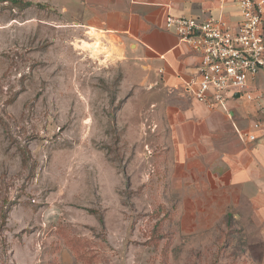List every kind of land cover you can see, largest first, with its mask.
Listing matches in <instances>:
<instances>
[{
	"label": "rangeland",
	"instance_id": "1",
	"mask_svg": "<svg viewBox=\"0 0 264 264\" xmlns=\"http://www.w3.org/2000/svg\"><path fill=\"white\" fill-rule=\"evenodd\" d=\"M22 1L0 4V264H253L232 212L167 189L120 68Z\"/></svg>",
	"mask_w": 264,
	"mask_h": 264
},
{
	"label": "crops",
	"instance_id": "2",
	"mask_svg": "<svg viewBox=\"0 0 264 264\" xmlns=\"http://www.w3.org/2000/svg\"><path fill=\"white\" fill-rule=\"evenodd\" d=\"M33 1L56 10L98 45L103 61L120 68L122 111L144 114L146 140L165 155L167 189L187 196L194 209L232 212L254 250L253 264H264V132L256 131L254 142L244 136L264 121V71L248 85L253 96L262 95L259 105L235 94L208 110L192 96L200 57L163 27L173 16L213 18L235 30L241 22L235 0Z\"/></svg>",
	"mask_w": 264,
	"mask_h": 264
},
{
	"label": "built area",
	"instance_id": "3",
	"mask_svg": "<svg viewBox=\"0 0 264 264\" xmlns=\"http://www.w3.org/2000/svg\"><path fill=\"white\" fill-rule=\"evenodd\" d=\"M241 22L233 30L217 19L197 21L192 18L166 16L164 30L174 33L200 57L199 77L192 96L208 110L224 105L228 97L238 94L245 101H259L248 85L264 71V0H235ZM244 136L249 142L264 132V121L252 124Z\"/></svg>",
	"mask_w": 264,
	"mask_h": 264
},
{
	"label": "trees",
	"instance_id": "4",
	"mask_svg": "<svg viewBox=\"0 0 264 264\" xmlns=\"http://www.w3.org/2000/svg\"><path fill=\"white\" fill-rule=\"evenodd\" d=\"M4 3H10L13 6H17V5H26V4H30L29 2H23L22 0H0V4H4ZM99 222L100 224H102V219L99 218Z\"/></svg>",
	"mask_w": 264,
	"mask_h": 264
},
{
	"label": "bare ground",
	"instance_id": "5",
	"mask_svg": "<svg viewBox=\"0 0 264 264\" xmlns=\"http://www.w3.org/2000/svg\"><path fill=\"white\" fill-rule=\"evenodd\" d=\"M85 45H86V49H89L93 54L100 53V49L97 44L90 45V44L85 43Z\"/></svg>",
	"mask_w": 264,
	"mask_h": 264
},
{
	"label": "water",
	"instance_id": "6",
	"mask_svg": "<svg viewBox=\"0 0 264 264\" xmlns=\"http://www.w3.org/2000/svg\"><path fill=\"white\" fill-rule=\"evenodd\" d=\"M235 96L238 97V94H236Z\"/></svg>",
	"mask_w": 264,
	"mask_h": 264
}]
</instances>
